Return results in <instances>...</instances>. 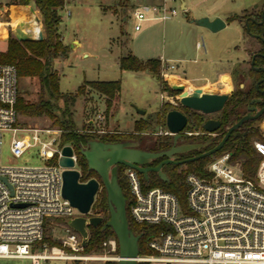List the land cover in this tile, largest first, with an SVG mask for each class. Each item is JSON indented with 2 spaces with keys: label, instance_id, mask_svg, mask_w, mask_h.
I'll return each instance as SVG.
<instances>
[{
  "label": "built area",
  "instance_id": "built-area-1",
  "mask_svg": "<svg viewBox=\"0 0 264 264\" xmlns=\"http://www.w3.org/2000/svg\"><path fill=\"white\" fill-rule=\"evenodd\" d=\"M170 1L135 7V29L140 30L147 20L165 21L177 15L178 8ZM14 5L6 6L5 11ZM0 23L9 22L0 20ZM197 45L200 47L204 42L199 41ZM161 61V74L170 82L177 64L164 58ZM18 94L16 65L0 61V155L2 133L10 132L13 134L11 151L15 155L36 148L46 162L0 165V257L27 258L30 264H49L57 258H102L83 254L80 234L63 220L80 212L63 195L65 167L59 159L65 145L60 143L61 129L23 126L16 109ZM167 97L162 93L163 100ZM96 119L98 123L104 121L105 114L98 113ZM91 131L106 132L104 129ZM20 132L29 134L17 137ZM186 133L197 131L189 129ZM254 146L262 158L253 178L244 174L241 162L233 161L229 151L207 164V175L188 172L185 207L172 191L161 186L145 188L143 174L126 165L123 175L132 195L133 218L137 222L160 225L148 241L154 253L139 254L138 262L264 264V140H255ZM72 157L77 167L75 151ZM54 218H62L64 224L62 244L52 247L39 244ZM117 245L114 237L103 243L113 253ZM118 258L119 254L115 259Z\"/></svg>",
  "mask_w": 264,
  "mask_h": 264
},
{
  "label": "rangeland",
  "instance_id": "rangeland-1",
  "mask_svg": "<svg viewBox=\"0 0 264 264\" xmlns=\"http://www.w3.org/2000/svg\"><path fill=\"white\" fill-rule=\"evenodd\" d=\"M8 1L0 0V3L5 4ZM186 1L190 8L187 12L189 15L209 14L213 16L218 14L227 17L230 14L228 26L213 32L205 26L197 25L184 15L180 0H172L169 3L178 8L177 15L165 21H146L140 30H136L133 10L138 5L151 4V0H66L65 5L61 8L62 20L59 24V31L69 45V51L66 58L62 57L54 63V66L60 71L61 89L76 92L81 84L86 83V80L120 79L122 82L121 89L110 107H108L105 95L95 91L88 84L85 85V93L78 96L74 105L75 121L80 130L87 132L89 129H104L106 132L124 134L134 131L136 120L143 117L154 118L152 127L139 133V136L146 140V145H151L160 136L169 134L167 133L166 114L168 110L179 105L181 98V93L178 90L174 93L170 92L163 88L162 82H167L171 87L172 85H183L184 90L190 92L200 87L206 92L224 93L228 91L232 94L241 84L253 80L247 78V70L251 67V53L246 52L245 47L247 46L249 50H256L261 48V44H252V38L242 22L239 19L231 21V17L237 15L240 18L246 14L252 15L263 11L264 0ZM29 6L41 18V30L44 31L40 11L33 4ZM5 7L0 8V20L9 23L3 25L0 23V53L7 48L8 34L16 36L15 31L30 34L34 25L30 21L18 19L17 16L12 21V10L20 11L21 14L25 12L22 5H16L14 8L9 7L7 12ZM198 41L204 42V45L198 47ZM130 50L143 59L163 56L168 61L179 64L175 71L181 73L182 70H187L186 75L191 78L195 77L194 80L198 86L196 85L195 88L190 86L193 88L191 89L188 82L180 81L178 78L169 82L162 74L160 80L157 75L146 70L121 69L119 57L127 55ZM227 56L228 88L202 78L205 75L213 74L214 68L218 66L217 64L209 69L204 63L206 59ZM21 87L25 90L27 99L36 100L38 98L40 89L38 78H19V90ZM224 88V91H219ZM162 93L168 95L164 100ZM166 104L171 106L168 107L164 116L160 113L161 115L158 117L160 111L163 113V107ZM138 109H145L146 113L141 114ZM98 113L105 114L104 121L100 123L96 119ZM20 123L30 127H52L51 119L47 116L32 118L20 115ZM256 124L260 126L264 134V117L259 119ZM96 132L98 136L103 135L102 132ZM28 134V132H20L17 137ZM184 134L183 138H179V142L190 136L188 133L184 132ZM12 137L13 134L10 132L2 133L0 165H41L46 163L39 157L36 148L29 149L20 156L15 155L11 151ZM145 147L148 149L147 146ZM51 162H55V160ZM185 164H182L180 169H185ZM123 167L126 168V165ZM143 185L145 188L153 187L144 180ZM46 234H50L56 240H61L65 236L63 221L55 218L50 220ZM48 246L52 247L49 244ZM83 254L102 256V258L80 260L57 258L50 260L49 264H108L109 261L117 260L115 257H118V254H114L104 246L100 252H83ZM0 264H30V260L0 257ZM149 264L165 263L152 262ZM172 264L196 263L178 262Z\"/></svg>",
  "mask_w": 264,
  "mask_h": 264
},
{
  "label": "trees",
  "instance_id": "trees-1",
  "mask_svg": "<svg viewBox=\"0 0 264 264\" xmlns=\"http://www.w3.org/2000/svg\"><path fill=\"white\" fill-rule=\"evenodd\" d=\"M66 0H9L5 4L0 3V8L4 6L15 5H30L33 4L38 9L42 16L44 26V37L42 39L19 40L13 35H9L7 39V49L0 53V61L12 63L16 65L19 78L36 77L40 82L38 98L29 100L26 97L25 90L22 87L19 90L16 109L21 116L24 117H42L47 116L51 119V126L61 129L60 143L61 145L70 144L74 147L78 157V165L82 171L81 180L96 176L98 173L95 170L89 169L87 160L82 153V148L91 139H99L107 142L123 141L126 139L141 140L143 147L159 151L169 148L173 143L172 136L166 134L154 140L151 145L145 143L139 133L145 129L152 127L154 118H140L136 120L134 131L130 133L119 132H104L98 136L96 131H82L78 128L75 121L74 105L77 97L85 93V85H89L95 91L107 97L108 107L112 105L113 98L119 93L122 82L116 80H89L79 86L76 92L62 91L60 88V76L56 69L53 68V61L60 56H65L69 50V45L64 43L59 32V24L62 20L61 8L65 5ZM263 11L254 13L256 20L250 21V31L264 38V19ZM249 14L244 15V17ZM239 16L231 17V20L237 19ZM40 30L35 26L34 33L30 37H37ZM259 41H261L259 39ZM263 48H264V43ZM264 50V49H263ZM264 63V60L260 62ZM120 68L130 70H148L159 77L161 80L162 61L161 58L141 59L135 54L129 53L120 58ZM262 72L256 71L253 68L249 69L248 75L253 78V87L250 91L244 90L241 85L230 95L224 111H228V123L231 120L230 116L236 113V107L244 104L257 92L254 83L258 80ZM163 88L170 92H177L167 82H162ZM170 104L163 107V113L160 111L158 117L165 115ZM161 113V114H160ZM239 118V117H238ZM165 119V118H164ZM261 119V118H260ZM259 120V119H258ZM258 120H248L242 127V135H232L226 142L224 147L219 151L196 160L186 162V168L180 169L182 164H169L164 167V170L169 176V180H163L157 172L151 171L149 179H142L151 186H161L169 191L174 192L179 197L182 205H187V184L185 176L188 172H196L200 175H207V164L215 157L225 151L231 152L233 161H240L244 174L247 177H255L258 165L261 161V154L254 146L255 140H264V134L259 125ZM136 138V139H135ZM212 144L209 146L211 148ZM146 148V147H145ZM162 158L155 159L153 164L159 163ZM124 166V165H123ZM124 168V167H123ZM121 171V170H120ZM144 176H142L143 178ZM99 178V177H98ZM119 181L127 198V214L131 228L135 233L141 234L139 240L140 254H152L154 251L149 247L148 241L158 230L160 225L147 224L137 222L131 214L132 195L129 185L123 175V169L119 172ZM91 214L104 216V221L98 226H89V241L83 248V252H100L103 248V243L107 239L117 236L111 227L103 228L105 221L109 218V208L107 201V191L102 185V189L98 191ZM61 220L62 218H56ZM118 242V240H117ZM48 243L50 246H60L61 240H56L50 234L44 237L39 244ZM119 254V245L114 252ZM108 264H118L117 260H111ZM138 264H148L146 262H138Z\"/></svg>",
  "mask_w": 264,
  "mask_h": 264
},
{
  "label": "water",
  "instance_id": "water-1",
  "mask_svg": "<svg viewBox=\"0 0 264 264\" xmlns=\"http://www.w3.org/2000/svg\"><path fill=\"white\" fill-rule=\"evenodd\" d=\"M182 9L186 12L185 0H182ZM264 19V8H263ZM40 21V18L38 17ZM194 22L201 26L209 28L213 32H217L227 26L226 20L221 16L210 18L202 16L195 18ZM245 23L242 22L244 26ZM246 27L252 36H258L250 31L249 18L246 19ZM15 37L19 40H30L33 37L28 36L19 31H15ZM43 38V31L40 30L37 39ZM254 62V59H253ZM259 69V67H256ZM264 70V67H261ZM156 78V77H155ZM173 89L182 91L180 102L187 107L200 110L204 113H212L221 110L230 97V93L224 92H206L202 88H196L192 92L184 90L183 85H173ZM264 111V107L258 110L256 114L247 113L238 120H231L228 124V131L211 148L202 151L193 157L181 159L180 155L187 153L193 149H200L213 143L212 139L207 141L189 140L186 142H178L182 133L189 129L188 124L192 120L190 117L178 108L167 111L166 126L168 133L173 135V144L163 150L153 151L143 147L141 140H123L116 142H107L99 139H91L82 148L88 168L95 170L99 174V178L92 177L87 181L81 180V171L76 167V163L72 157L74 147L67 144L62 149L63 156L59 159V163L65 167L63 171V195L73 206H75L80 214L70 217L66 222L76 230L81 236V243L85 247L89 241V226H98L104 221V216L91 214V208L95 201L96 194L101 188V184L107 191V201L110 216L105 221L103 228L111 227L118 240L119 258L118 264H138V256L140 254L139 240L141 234H137L130 226L127 214V198L119 181V165H127L137 168L146 180L149 179V173L155 171L163 179L168 181L169 176L164 170L166 164H184L186 162L196 160L219 151L224 147L232 134L242 135L239 129L246 121L258 118ZM138 112L145 114V109H138ZM222 121L220 119L209 118L202 125V129L206 132L214 133L220 128ZM199 125L192 127L198 129ZM166 157L157 165H151L155 159ZM5 179V178H4Z\"/></svg>",
  "mask_w": 264,
  "mask_h": 264
},
{
  "label": "flooded vegetation",
  "instance_id": "flooded-vegetation-1",
  "mask_svg": "<svg viewBox=\"0 0 264 264\" xmlns=\"http://www.w3.org/2000/svg\"><path fill=\"white\" fill-rule=\"evenodd\" d=\"M247 18H249V25H250V21L256 20V17H255V15H252V16L248 15L246 17H240L239 19L241 22L245 23L244 27L246 28V31L248 32V34L252 38L251 43L252 44H254V43L261 44V48L259 47V49L257 48L256 50H254V49L249 50L248 47L246 46L245 51L251 53V60H250V64H251L250 66L251 67L250 68H253L256 71H260V72H262V74L260 75L258 80L254 83V86L257 88V91H256L257 93L255 95H253L244 104L238 105L236 107L237 108V109H235L236 113H234L230 116L231 120H238L241 116H243L244 114H247V113L256 114L258 112V110H260L261 108L264 107V70L261 68V67H264V63H263V61L260 62V60H264V50H263L264 48H263V44H262V43H264V38H262L260 35L258 37V36H252L250 34V32L247 30V27H246V19ZM259 39L261 41H259ZM253 59H254V62H253ZM256 67H259V69H257ZM249 69L247 70V78L253 79L250 75H248ZM241 87L246 91H250V89L253 87V80H251V82H247V81L244 82L243 84H241ZM181 92L182 91H179V93H181ZM176 97H178V95H176ZM226 103L221 110L215 111L212 113H204L200 110H195V109H192L190 107L184 106L181 102L178 103L179 105L176 106L175 108L182 110L192 120L191 122H189L187 128L192 129V127L199 125V128L196 129L197 133L189 134L190 136L186 140H183L180 142H186L189 140L207 141L209 139H212L213 140L212 144H216L218 141H220L222 139V137L226 134V132L228 131V127L230 126V124H228V111L227 112L224 111ZM213 113H216V114H213ZM263 117H264V111L261 113V115L258 118L253 119V120H258V119L263 118ZM209 118L220 119L222 121L220 128L217 129L216 132H214V133L206 132L202 129V125ZM242 129H243V127L241 126L239 129H236L233 133H235L236 131H240L242 133V131H243ZM192 130H195V129H192ZM232 135H234V134H232ZM184 136H185V134L182 133V136L180 138H183ZM172 138L174 139L173 135H172ZM212 144H209V145H207L203 148H200V149H193L187 153L181 154L180 158L184 159V158H189V157H193L195 155H198L202 151L209 149V146ZM165 158L166 157H162L161 161ZM157 164L158 163H156V164L152 163L151 165H157ZM170 164H173V163H170ZM166 165H169V164H166ZM122 169L124 170L123 165H119V172H121ZM80 171H81V169H80ZM81 176H82V171H81ZM94 177H96V176H94ZM98 177H99V174H98ZM102 185L103 184H101V187H102Z\"/></svg>",
  "mask_w": 264,
  "mask_h": 264
},
{
  "label": "crops",
  "instance_id": "crops-1",
  "mask_svg": "<svg viewBox=\"0 0 264 264\" xmlns=\"http://www.w3.org/2000/svg\"><path fill=\"white\" fill-rule=\"evenodd\" d=\"M162 0H151V4H154V3H159V2H161ZM185 3H186V7H187V11L185 12V16H188L189 17V20L190 21H193L194 22V19L195 18H199V17H202V16H209L210 18H214L215 16H221V15H218V14H214L213 16H210L209 14H207V15H199V16H193V15H189L187 12L189 11V5H188V3H187V1L185 0ZM183 5V2L181 3V6ZM22 7H23V9H24V11L25 12H23L22 14L20 13V11H18V12H14V11H12V13H11V16H12V21L14 20V18H15V16H17L18 17V19H23V20H26V21H30V22H32L34 25H33V31H32V33H30V34H27L28 36H31V35H33V33H34V28H35V26L37 27V28H39V30H41V25H40V22H39V20H38V15L35 13V11L29 6V5H22ZM244 9V8H243ZM242 9V10H243ZM13 14V15H12ZM230 15V14H229ZM228 15V16H229ZM252 15H254V13L252 14ZM251 15V16H252ZM228 16L227 17H222L224 20H226V22H227V26H228V23H229V21H228ZM237 19H239V18H237ZM240 20V19H239ZM11 21V22H12ZM147 21H159V20H147ZM232 21V20H231ZM146 22V21H145ZM196 23V22H195ZM197 25H199V24H197ZM226 26V27H227ZM43 31V30H42ZM60 32V31H59ZM61 34V33H60ZM8 37H9V34H8ZM8 37H7V39H8ZM43 37H44V31H43ZM61 38H62V40L64 41V43H66L65 42V40H64V37H63V35L61 34ZM34 39H37V37H35ZM199 42V41H198ZM197 42V43H198ZM67 44V43H66ZM198 46V45H197ZM199 47V46H198ZM201 47V46H200ZM7 49V48H6ZM69 51V50H68ZM228 51V50H227ZM130 53H132V54H135L136 55V53H134L132 50H130ZM129 54V53H128ZM67 55H68V52H67V54L65 55V56H60V57H57L54 61H53V63H52V66H53V68L54 69H56L57 71H58V73H59V76H60V71H59V69L58 68H56L55 66H54V63L56 62V60H60V59H62V57L63 58H66L67 57ZM138 56V55H137ZM122 57V56H121ZM121 57H119V63H120V58ZM138 57H140V56H138ZM141 58V57H140ZM160 58H164L163 56H161ZM141 59H143V58H141ZM148 59V58H147ZM164 59H166V58H164ZM167 60V59H166ZM204 63L207 65V67L209 68V69H211L212 67H214V65H217L218 64V66L217 67H215L214 68V73L213 74H209V75H205V76H203L202 78H205V80H209L210 82H213L214 84H216V85H218V86H222V87H225V88H228V56L227 57H225V58H222V57H216V58H213V59H206V61H204ZM119 66H120V64H119ZM178 67H179V64H177V68L175 69V70H177L178 69ZM147 72H149L148 70H146ZM150 73V72H149ZM174 73H175V75L172 77V79L171 80H176V78H178V79H180V81H183V82H188L189 83V88H191V87H196V83H195V80H194V78H191V77H189V76H187L186 74H187V70H182L181 71V73L179 72V71H174ZM61 77V76H60ZM26 78H31V77H26ZM155 78V77H154ZM86 81H89V80H86ZM85 81V82H86ZM173 86V85H172ZM191 86V87H190ZM198 86V85H197ZM60 88H61V85H60ZM225 88L224 89H220L219 91H224L225 90ZM191 89H193V88H191ZM62 90V89H61ZM63 91V90H62ZM65 92H67V91H65ZM227 93H228V91H227ZM118 95V94H117ZM117 95L113 98V100H115L116 99V97H117ZM78 98V97H77ZM75 110V109H74ZM92 121V120H91Z\"/></svg>",
  "mask_w": 264,
  "mask_h": 264
},
{
  "label": "bare ground",
  "instance_id": "bare-ground-1",
  "mask_svg": "<svg viewBox=\"0 0 264 264\" xmlns=\"http://www.w3.org/2000/svg\"><path fill=\"white\" fill-rule=\"evenodd\" d=\"M16 5H14L12 8H14ZM19 6H21V5H19ZM22 8V7H21ZM12 11H14V10H12ZM15 12V11H14Z\"/></svg>",
  "mask_w": 264,
  "mask_h": 264
}]
</instances>
